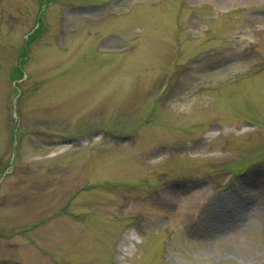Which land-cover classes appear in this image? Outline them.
<instances>
[{
  "label": "rangeland",
  "instance_id": "obj_1",
  "mask_svg": "<svg viewBox=\"0 0 264 264\" xmlns=\"http://www.w3.org/2000/svg\"><path fill=\"white\" fill-rule=\"evenodd\" d=\"M0 264H264V0H0Z\"/></svg>",
  "mask_w": 264,
  "mask_h": 264
},
{
  "label": "trees",
  "instance_id": "obj_2",
  "mask_svg": "<svg viewBox=\"0 0 264 264\" xmlns=\"http://www.w3.org/2000/svg\"><path fill=\"white\" fill-rule=\"evenodd\" d=\"M38 21L41 23V15H40V14H39V16H38ZM40 29H41V24H39L38 28H36V29L31 33V35L29 36V39H30V40L33 39L34 36L37 35V34L39 33Z\"/></svg>",
  "mask_w": 264,
  "mask_h": 264
},
{
  "label": "bare ground",
  "instance_id": "obj_3",
  "mask_svg": "<svg viewBox=\"0 0 264 264\" xmlns=\"http://www.w3.org/2000/svg\"><path fill=\"white\" fill-rule=\"evenodd\" d=\"M201 193H202V190L201 189H196V191H193V193L191 194V196L195 199V198H199L200 197V195H201ZM170 200L172 199V198H169Z\"/></svg>",
  "mask_w": 264,
  "mask_h": 264
}]
</instances>
